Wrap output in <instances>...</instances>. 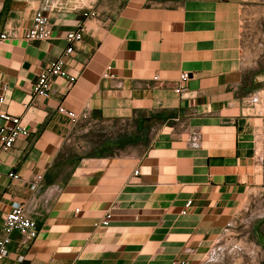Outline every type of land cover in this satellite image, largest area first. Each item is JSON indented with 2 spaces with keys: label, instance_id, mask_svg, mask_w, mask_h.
<instances>
[{
  "label": "crops",
  "instance_id": "obj_1",
  "mask_svg": "<svg viewBox=\"0 0 264 264\" xmlns=\"http://www.w3.org/2000/svg\"><path fill=\"white\" fill-rule=\"evenodd\" d=\"M52 3L0 0V113L30 132L0 149V239L13 203L39 226L27 244L11 234L4 264H264V0ZM38 10L50 37L25 41ZM78 28L64 60L75 82L54 78L50 97L32 102ZM150 118L160 125L147 144L66 150L84 122ZM244 244L251 256L220 259Z\"/></svg>",
  "mask_w": 264,
  "mask_h": 264
},
{
  "label": "built area",
  "instance_id": "obj_2",
  "mask_svg": "<svg viewBox=\"0 0 264 264\" xmlns=\"http://www.w3.org/2000/svg\"><path fill=\"white\" fill-rule=\"evenodd\" d=\"M47 8H53L54 4L52 0H43ZM51 34V24L48 17L42 10L35 12L32 20V25L30 28L25 30L23 34V39L28 42L33 41H44L50 37ZM84 29L78 28V30L69 32L66 35V49L64 51V56L51 64H49L40 74L37 76L31 88V98L32 102H37L40 99H47L51 94V87L54 78H60L66 80L68 83L73 84L75 82V77L72 76L64 67V60L66 57L71 55L74 51L76 44L83 40ZM8 39L7 34H0V43ZM188 79V74L183 73L180 77L181 87L177 90L178 93H184V84ZM3 103V98H0V104ZM27 105L24 106L26 108ZM58 112L74 122H81L88 117L85 113L81 117H77L73 112L65 110L63 107L58 108ZM0 120L3 125L0 127V149L3 152H8L11 150L15 142L20 138H28L30 132L28 128L24 125L21 117L13 116L6 113H0ZM194 141V140H193ZM141 150L144 152L143 146H140ZM138 173H136L137 175ZM13 179H19L17 174L9 175ZM36 183V182H35ZM35 188V185L32 186ZM189 205V203L187 204ZM111 214H107L102 220L103 225H107L111 219ZM3 231L5 237L0 239V264H4L5 258L9 255V245L11 243V234L17 232L23 243L27 244L33 242L39 233V226L28 216L25 212L24 207L19 203L11 204L9 212L4 216L3 219ZM246 248V249H245ZM253 249L250 245L244 244L242 246H233L231 248H225L219 252V257L221 260L229 263H235L241 257L251 256ZM22 258L19 262H22ZM172 264H177L173 262Z\"/></svg>",
  "mask_w": 264,
  "mask_h": 264
},
{
  "label": "rangeland",
  "instance_id": "obj_3",
  "mask_svg": "<svg viewBox=\"0 0 264 264\" xmlns=\"http://www.w3.org/2000/svg\"><path fill=\"white\" fill-rule=\"evenodd\" d=\"M149 1L172 5L185 0ZM82 125L75 128L74 135L66 148L76 157L95 155L100 152L118 154L129 146L140 145L139 143L147 144L156 133L160 120L154 122V118H150L142 121L114 122L107 125L87 121ZM103 144L107 145L104 146L102 151Z\"/></svg>",
  "mask_w": 264,
  "mask_h": 264
}]
</instances>
